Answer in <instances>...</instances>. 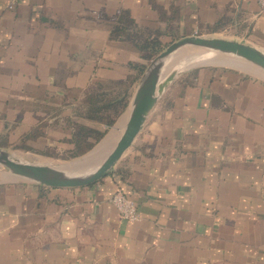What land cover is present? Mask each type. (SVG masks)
Instances as JSON below:
<instances>
[{
	"label": "crops",
	"instance_id": "obj_1",
	"mask_svg": "<svg viewBox=\"0 0 264 264\" xmlns=\"http://www.w3.org/2000/svg\"><path fill=\"white\" fill-rule=\"evenodd\" d=\"M154 6L177 15L180 37L218 33L264 49L256 0H0V147L14 141V115L17 129L30 128L20 110L28 97L60 96L38 92L60 78V63L80 46L122 50L108 39L113 18L152 20ZM191 82L151 111L113 170L124 179L0 183V264H264V79L226 69ZM116 190L136 203L138 222L119 217Z\"/></svg>",
	"mask_w": 264,
	"mask_h": 264
},
{
	"label": "water",
	"instance_id": "obj_2",
	"mask_svg": "<svg viewBox=\"0 0 264 264\" xmlns=\"http://www.w3.org/2000/svg\"><path fill=\"white\" fill-rule=\"evenodd\" d=\"M187 49L196 50L194 56L182 58L172 65L175 56ZM239 61L264 76V49L231 38L209 37L198 34L181 36L160 51L144 69L126 108V117L119 134L94 157H87L112 131L87 154L67 165L37 164L15 159L7 148L0 147V170L5 182H25L52 189L81 188L91 185L112 172L130 149L151 111L178 77L189 69L217 65V58ZM124 111V112H125ZM121 125V124H120ZM0 182V183H5Z\"/></svg>",
	"mask_w": 264,
	"mask_h": 264
},
{
	"label": "trees",
	"instance_id": "obj_3",
	"mask_svg": "<svg viewBox=\"0 0 264 264\" xmlns=\"http://www.w3.org/2000/svg\"><path fill=\"white\" fill-rule=\"evenodd\" d=\"M155 9L159 11V8ZM176 20L175 13L168 17L159 11L156 12L155 19L141 22L133 18L128 10L119 11L109 26L108 39L115 44L130 48L131 52H136L138 58L145 63L128 61L127 73L122 77L95 78L82 90L79 98L72 96L75 103L67 105L65 108L67 111L55 106L46 110L45 115L50 114L54 117L55 127L54 131L51 130V135L55 139V134H58L56 142L61 146L50 143L45 146L47 150L40 153L48 157L76 159L91 151L126 110L146 62L160 52L166 43L180 36L176 28ZM223 26L224 24L218 21L211 31L216 32ZM199 72L195 70L189 75L193 79ZM58 83V81L54 82L55 85H59ZM59 86L66 89L65 84ZM60 113L63 114L66 123L63 127L58 125ZM42 117L38 118V134L26 135L24 139L35 140L37 136L38 139L46 138L50 131L45 132L48 123L42 121ZM124 173L125 170L119 166L108 175L115 174L120 179H124Z\"/></svg>",
	"mask_w": 264,
	"mask_h": 264
},
{
	"label": "rangeland",
	"instance_id": "obj_4",
	"mask_svg": "<svg viewBox=\"0 0 264 264\" xmlns=\"http://www.w3.org/2000/svg\"><path fill=\"white\" fill-rule=\"evenodd\" d=\"M198 35L209 36V37H221V38H228V39L232 38V37H229L228 35H225V34L221 35L218 33H204V34L201 33ZM178 38H180V36L175 38L174 40H177ZM73 39L75 41V37ZM174 40L166 43V45L160 51L166 48ZM93 41H94V37H92V42ZM166 41L168 40L166 39ZM253 45H257V44L253 43ZM106 48H107L106 51H103L102 53H100V50L98 49L88 50L80 46L78 50H75L78 53L77 59H73V60L68 59V62H67L68 67L64 63H60L59 65V70H60L59 72H61V74L59 75L60 80L56 79V81L59 82L58 83L59 85L62 84L64 86L65 84L66 89L61 88L59 85H55L54 80H53L54 81L53 83H49V82L40 83L41 90L38 91L39 93L43 92V90L47 88L50 92H52V93H49L48 96L55 95L56 92H59L60 96H55L54 99H51V100L48 98H39V97H37V99L31 98V97L27 98V105H24L23 107L20 108L21 114L23 115V118L21 119V125H24L23 122H26L27 127H30V128H27L28 129L27 132L22 130L21 126H20V129H17V125L15 124L18 123L19 115H14L13 117L14 119L11 120L12 128L10 131V136H11V140L13 139L14 141L11 143V145L7 147V149L10 151V153L15 159H20L22 161H27L31 163H37V164H51V165H58V166L67 165L79 159V158L64 159L62 157L54 158V157L44 156L40 153L42 151H45L46 149L45 146L50 143H54V145H57L58 147L61 146L60 143L56 142L58 138V134H55V139L51 135V130L54 131V127H55L54 121H53L54 117L50 114L45 115V111L48 110L50 107H54V106L60 107L61 109H64L65 111L66 110L65 108L67 107V105L75 103L72 96H74V98L75 97L79 98L81 96L82 90L86 88L95 78H107V77H118V76L122 77L124 74L127 73V69H128L127 62L129 60H131L130 62L145 63V61L138 58L136 52H130L132 50L128 47L122 46V50H121L119 48L117 49L116 46L107 45ZM197 53L198 52L196 50L187 49L174 57L171 66L180 64L182 61V58L194 56ZM150 61L146 62V67ZM216 62H219L218 63L219 66L211 65V66H204V67H199L196 69L187 70L182 76L177 78V80L172 84V86L174 85V87L176 86V88L192 87L191 85L192 76L189 74H191L195 70H199V71L209 70L210 71L211 69H216V70L236 69L240 72H244L246 74L254 75V76L264 79V76H262L259 72H256L255 70L251 69L249 66L239 61H234L231 59H227V58L225 59V58L220 57L216 59ZM186 75H188L189 77H186ZM125 114H126V111L122 115V118L119 121L117 120L118 121L117 123L119 124H117L116 128L113 129V131H115L116 134H118L117 128L121 127L123 124L122 121L124 120ZM59 115H60V120H59L58 125L60 127H63L66 125V123L63 118V114L60 113ZM40 116H43L42 121H47L48 123L47 127L45 128V132H49V131L50 132L48 133L46 138L41 137L38 139V136H37L35 140L27 139V138L24 139L26 135H30L33 133H35L36 135L38 134V118ZM34 121L36 123H33ZM50 125L51 127H49ZM110 131H112L111 128L107 130L106 134ZM52 138L54 139V141L51 140ZM112 139H111V142H112ZM111 142L109 140V142L107 141V144L109 145ZM103 144L105 145V142H103ZM106 146L104 147L106 148ZM98 148L99 147H96L93 152H95ZM4 179H5L4 172L0 170V182H5Z\"/></svg>",
	"mask_w": 264,
	"mask_h": 264
},
{
	"label": "built area",
	"instance_id": "obj_5",
	"mask_svg": "<svg viewBox=\"0 0 264 264\" xmlns=\"http://www.w3.org/2000/svg\"><path fill=\"white\" fill-rule=\"evenodd\" d=\"M260 10L264 11V0H256ZM111 205L116 209L119 217L130 224L139 221L140 215L136 203L121 190L114 191L109 199Z\"/></svg>",
	"mask_w": 264,
	"mask_h": 264
},
{
	"label": "bare ground",
	"instance_id": "obj_6",
	"mask_svg": "<svg viewBox=\"0 0 264 264\" xmlns=\"http://www.w3.org/2000/svg\"><path fill=\"white\" fill-rule=\"evenodd\" d=\"M125 117H126V115L124 116V120H125ZM124 122V121H123ZM122 127V126H121ZM121 127H119V128H121ZM119 131H120V129L118 130L117 129V133L119 134ZM115 131H112V133L111 134H109L107 137L108 138H106L103 142H105V145L103 144V142L98 146L99 148L95 151V152H92V153H90L87 157L89 158V157H94V159L99 155V153L101 154L102 152H103V150L105 149V147L104 146H108V144H107V141L109 142V140H110V142H111V139L112 138H114V136H115ZM113 140V139H112ZM106 146V147H107Z\"/></svg>",
	"mask_w": 264,
	"mask_h": 264
}]
</instances>
